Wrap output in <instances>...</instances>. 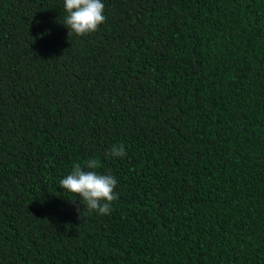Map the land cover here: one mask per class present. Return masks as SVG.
<instances>
[{
    "label": "trees",
    "instance_id": "16d2710c",
    "mask_svg": "<svg viewBox=\"0 0 264 264\" xmlns=\"http://www.w3.org/2000/svg\"><path fill=\"white\" fill-rule=\"evenodd\" d=\"M102 3L0 0V264H264V0ZM89 159L110 215L59 186Z\"/></svg>",
    "mask_w": 264,
    "mask_h": 264
},
{
    "label": "clouds",
    "instance_id": "9594fccd",
    "mask_svg": "<svg viewBox=\"0 0 264 264\" xmlns=\"http://www.w3.org/2000/svg\"><path fill=\"white\" fill-rule=\"evenodd\" d=\"M104 7L102 0H64V9L67 13L65 25L70 33L77 36L94 33L105 22ZM106 155L123 158L126 155L125 147L123 144L113 145ZM98 168L99 163L96 159L87 160L83 168L76 164L71 174L60 180L59 186L79 196L90 212L110 215L112 202L118 199V193L114 191L117 179L113 175L95 171Z\"/></svg>",
    "mask_w": 264,
    "mask_h": 264
}]
</instances>
